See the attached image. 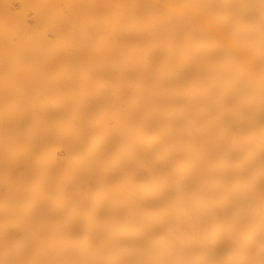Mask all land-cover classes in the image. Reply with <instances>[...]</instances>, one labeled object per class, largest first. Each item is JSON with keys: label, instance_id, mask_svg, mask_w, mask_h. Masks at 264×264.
<instances>
[{"label": "bare ground", "instance_id": "obj_1", "mask_svg": "<svg viewBox=\"0 0 264 264\" xmlns=\"http://www.w3.org/2000/svg\"><path fill=\"white\" fill-rule=\"evenodd\" d=\"M0 264H264V0H0Z\"/></svg>", "mask_w": 264, "mask_h": 264}]
</instances>
